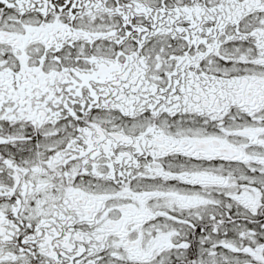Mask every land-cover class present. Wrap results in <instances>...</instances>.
I'll use <instances>...</instances> for the list:
<instances>
[{
  "label": "snow or ice",
  "instance_id": "snow-or-ice-1",
  "mask_svg": "<svg viewBox=\"0 0 264 264\" xmlns=\"http://www.w3.org/2000/svg\"><path fill=\"white\" fill-rule=\"evenodd\" d=\"M0 264H264V0H0Z\"/></svg>",
  "mask_w": 264,
  "mask_h": 264
}]
</instances>
